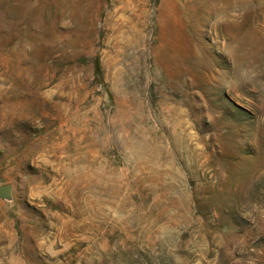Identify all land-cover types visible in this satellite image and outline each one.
<instances>
[{
	"label": "rangeland",
	"instance_id": "rangeland-1",
	"mask_svg": "<svg viewBox=\"0 0 264 264\" xmlns=\"http://www.w3.org/2000/svg\"><path fill=\"white\" fill-rule=\"evenodd\" d=\"M0 264H264V0H0Z\"/></svg>",
	"mask_w": 264,
	"mask_h": 264
},
{
	"label": "water",
	"instance_id": "water-1",
	"mask_svg": "<svg viewBox=\"0 0 264 264\" xmlns=\"http://www.w3.org/2000/svg\"><path fill=\"white\" fill-rule=\"evenodd\" d=\"M9 190H10V186L8 185L0 187V191L3 193H7Z\"/></svg>",
	"mask_w": 264,
	"mask_h": 264
}]
</instances>
